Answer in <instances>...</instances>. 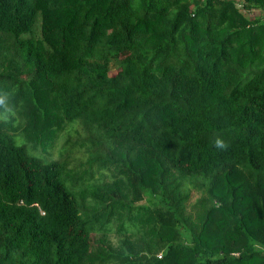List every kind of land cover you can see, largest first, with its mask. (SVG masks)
I'll return each mask as SVG.
<instances>
[{"label": "trees", "instance_id": "obj_1", "mask_svg": "<svg viewBox=\"0 0 264 264\" xmlns=\"http://www.w3.org/2000/svg\"><path fill=\"white\" fill-rule=\"evenodd\" d=\"M0 264H264V0H0Z\"/></svg>", "mask_w": 264, "mask_h": 264}, {"label": "rangeland", "instance_id": "obj_2", "mask_svg": "<svg viewBox=\"0 0 264 264\" xmlns=\"http://www.w3.org/2000/svg\"><path fill=\"white\" fill-rule=\"evenodd\" d=\"M246 14H247L248 17H252L254 15L260 14V12L258 10H254V11H249ZM116 70H117V65L113 64L110 73L112 74ZM71 133H72V131H71ZM67 136H68V134L62 133L61 136L59 137V143H61ZM38 148H39L40 151L33 150L32 148H30V150L32 151V153L34 152L33 154L36 153L35 155L44 154V151H42V148L41 147H38ZM56 157H57V151L56 150H53L52 151V158H56ZM103 178L106 181V180L109 179V176L108 177L107 176H104ZM239 194H241V193H239ZM237 201H238L239 206H242L243 207L242 212H243V214H246L247 215V218H248L247 221H248V223L250 225L254 226L256 224V219H255V215H254L253 211L247 206V204L249 203L247 197L240 196V198ZM110 240H111V242L114 245H117V240H118L117 239V236L111 235Z\"/></svg>", "mask_w": 264, "mask_h": 264}, {"label": "clouds", "instance_id": "obj_3", "mask_svg": "<svg viewBox=\"0 0 264 264\" xmlns=\"http://www.w3.org/2000/svg\"><path fill=\"white\" fill-rule=\"evenodd\" d=\"M215 147L220 148V149H223V148H226V144L224 143L223 140L216 139L215 140Z\"/></svg>", "mask_w": 264, "mask_h": 264}]
</instances>
